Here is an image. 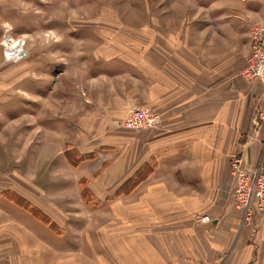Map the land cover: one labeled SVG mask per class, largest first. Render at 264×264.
Instances as JSON below:
<instances>
[{
	"label": "rangeland",
	"instance_id": "rangeland-1",
	"mask_svg": "<svg viewBox=\"0 0 264 264\" xmlns=\"http://www.w3.org/2000/svg\"><path fill=\"white\" fill-rule=\"evenodd\" d=\"M156 1L13 0L9 29L14 39H23L28 57L3 59L0 43V199L5 200L0 201V209L9 203L19 233L14 238L28 240V250L21 256L34 258L40 251L38 257L44 264H114L103 254V232L108 226L114 231L118 225L135 226L136 218L132 211L128 216L120 214L119 197L128 186L107 183L110 167L118 165L124 139L132 144L127 158L138 141L143 155L148 154L150 138L158 136L156 127L164 112L151 105L149 95L135 98L134 91L127 89L125 82L135 86L131 74H135L140 53L150 57L152 52H174L176 56L188 52L191 62L212 71L211 80L220 76L218 81H224L230 74L243 78L251 55V26L263 19L249 18L253 22L245 30L232 32L214 24H198L204 12L193 6L182 9L185 14L176 9L174 16L173 9L158 8ZM168 20L175 24H167ZM29 64L35 67L30 74L26 73ZM230 64L238 67L233 73L228 70ZM45 70L46 88L42 82H32L43 81ZM110 71L129 73L112 80L107 75ZM253 80L257 79L247 81ZM263 96L264 89L254 116ZM41 105L45 120L37 119ZM145 107L156 114V125L128 127L127 119L142 116L141 110L136 115V109ZM253 129L245 135L248 140ZM34 197L44 198L46 206L40 209ZM234 198L230 205L239 211L241 224L243 209L237 208ZM179 203L183 210L185 205ZM199 214L176 217L175 230L192 225ZM254 216L242 224L249 229L259 225ZM138 220L154 227L158 223ZM3 238L11 236L4 232ZM37 243L43 248H31ZM180 248L175 242L176 255ZM251 250L264 257V249L254 246Z\"/></svg>",
	"mask_w": 264,
	"mask_h": 264
},
{
	"label": "crops",
	"instance_id": "crops-1",
	"mask_svg": "<svg viewBox=\"0 0 264 264\" xmlns=\"http://www.w3.org/2000/svg\"><path fill=\"white\" fill-rule=\"evenodd\" d=\"M11 3L9 7L7 0H0V38L4 27L11 28L8 15L13 0ZM156 3L158 8L173 9L174 16L176 9L181 10L178 14H183L182 9L193 6L204 12L198 24H214L232 32L245 30L244 26L253 22L249 18L264 20V0H159ZM166 23L175 24L172 20ZM187 54L152 52L150 57H145L140 53V59L135 62V74H131L135 86L130 87V82H125L127 89L134 91L132 96L149 95L151 105H157L164 114L161 113L162 122L156 127L158 136L150 138L147 155H143L138 141L131 151L133 155L127 158L132 144L127 145L124 139L125 148L119 154L118 165L110 167L108 184L133 182L130 191L120 195L118 210L124 216L132 211L136 222L135 226L122 223L116 231L108 226L103 232V254L114 264H264V257L259 258L251 250L254 246L264 249V215L254 216L259 225H250L251 230L241 225L239 211L230 205L229 181L230 156L234 152H241L250 167L264 162V123L255 137L253 132L251 139L245 137L253 129L254 107L263 92L264 78L247 81L230 74L224 81H218L220 76L211 80L212 71L206 72L208 67L203 71L204 68L191 62ZM27 66L26 73L30 74L35 67ZM230 66L229 72L238 69ZM110 72L107 75L112 80L127 77L129 73ZM41 74L43 81L33 79L32 82L39 85L42 82L46 88V70ZM42 106L37 110L38 120H45ZM143 167L147 172L140 176L139 170ZM0 201L5 202L3 198ZM43 201L42 197H34L40 209L46 206ZM179 201L189 215L207 213L211 221L200 223L194 218L192 225L175 230L176 217L188 213L181 209ZM167 202H172V206ZM0 217L3 218L0 223L5 225L3 229L0 226V264H44L38 257L40 251L34 258L29 254L21 256L29 244L28 240L14 238L19 233L8 202L0 209ZM138 219L158 223L154 227ZM4 232L11 239H1ZM148 232L151 236L145 234ZM175 242L182 246L177 255ZM31 248L38 250L43 246L37 243ZM183 256L185 258H181Z\"/></svg>",
	"mask_w": 264,
	"mask_h": 264
},
{
	"label": "built area",
	"instance_id": "built-area-1",
	"mask_svg": "<svg viewBox=\"0 0 264 264\" xmlns=\"http://www.w3.org/2000/svg\"><path fill=\"white\" fill-rule=\"evenodd\" d=\"M4 35L0 39L2 45L3 59L14 61L27 58L28 52L24 50V43L21 37L14 39L10 29L5 27ZM6 32V33H5ZM251 55L248 58V64L242 72L245 80L262 79L264 75V21L252 24L250 29ZM25 58V59H26ZM260 108L256 109L253 117V135H257L259 129L264 123V96ZM136 116L132 120L126 121V125L131 128L151 127L157 122L156 114L150 108L136 109ZM139 124V125H138ZM230 177H231V198L237 200V208L243 209L242 223H245L255 212L264 214V169L261 164L250 167L240 153H234L230 156ZM207 213H201L196 216L200 223L211 221Z\"/></svg>",
	"mask_w": 264,
	"mask_h": 264
},
{
	"label": "trees",
	"instance_id": "trees-1",
	"mask_svg": "<svg viewBox=\"0 0 264 264\" xmlns=\"http://www.w3.org/2000/svg\"><path fill=\"white\" fill-rule=\"evenodd\" d=\"M147 172V169L145 168V167H143V168H141L140 170H139V173H140V176H143L145 173ZM143 173V174H142ZM142 174V175H141ZM124 184H126V186H128V189L126 188L125 189V192L126 191H128V190H130L134 185H133V182H131V181H127L126 183H124Z\"/></svg>",
	"mask_w": 264,
	"mask_h": 264
},
{
	"label": "bare ground",
	"instance_id": "bare-ground-1",
	"mask_svg": "<svg viewBox=\"0 0 264 264\" xmlns=\"http://www.w3.org/2000/svg\"><path fill=\"white\" fill-rule=\"evenodd\" d=\"M259 164H261L262 167H263V169H264V162H261V163H259ZM257 166H258V165H257ZM255 214H256V215H264V214H261V213H258V212H255Z\"/></svg>",
	"mask_w": 264,
	"mask_h": 264
}]
</instances>
